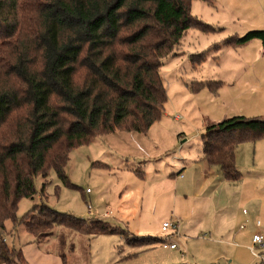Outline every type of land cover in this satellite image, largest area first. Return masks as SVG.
<instances>
[{
  "label": "trees",
  "instance_id": "obj_1",
  "mask_svg": "<svg viewBox=\"0 0 264 264\" xmlns=\"http://www.w3.org/2000/svg\"><path fill=\"white\" fill-rule=\"evenodd\" d=\"M194 1L214 2L0 0V264H18L24 257L22 249L6 243L8 221L36 238L51 237L54 228L63 227L81 235H118L141 251L162 241L45 203L21 218L17 213L23 199L38 194L37 178L43 179L45 195L52 171L65 186L78 188L66 173L73 150L118 131L146 135L163 119L168 102L161 75L164 59L176 52L190 29L223 30L194 16ZM255 40L264 45V30L230 36L192 55L191 64L197 69L211 51ZM221 86L194 81L188 89L217 93ZM260 139L264 117H229L206 126L202 157L225 181L237 184L243 179L236 161L239 146ZM94 165L109 168L102 162ZM61 257L67 264V256Z\"/></svg>",
  "mask_w": 264,
  "mask_h": 264
},
{
  "label": "rangeland",
  "instance_id": "obj_2",
  "mask_svg": "<svg viewBox=\"0 0 264 264\" xmlns=\"http://www.w3.org/2000/svg\"><path fill=\"white\" fill-rule=\"evenodd\" d=\"M192 14L223 30L204 33L190 29L176 52L164 59L161 75L168 94L164 113L169 118L154 124L146 135L118 131L73 150L66 173L78 188L65 186L52 171L45 195L41 194L43 179L37 178L38 194L34 200L23 199L17 213L21 218L34 205L45 203L62 213L101 219L132 235L162 241L141 251L118 235H81L63 227L54 228L51 237L36 238L8 221L6 243L24 254L18 264H63V254L67 264H264L250 250L256 223L260 221L264 227V139L239 146L236 161L243 179L237 184L214 178L213 172L217 174L219 169L209 171L201 141L208 124L226 119L232 106L245 97L255 98L264 59L256 71L244 72L236 87L224 90L223 79L233 84L225 78L237 72L231 63L241 55L233 51L224 55L227 49L211 51L197 69L190 61L192 55L250 31L235 34L239 23L231 22L233 16L264 26V0H214L212 5L194 1ZM194 81L221 82L222 86L217 93L208 88L193 93L188 85ZM252 111L246 109L249 115H240L250 117ZM96 162L109 168L94 165ZM256 180L261 184L258 187ZM173 220L180 223L178 233L164 232L163 223ZM165 240L176 243L178 249H164ZM133 253L137 255L127 258Z\"/></svg>",
  "mask_w": 264,
  "mask_h": 264
},
{
  "label": "crops",
  "instance_id": "obj_3",
  "mask_svg": "<svg viewBox=\"0 0 264 264\" xmlns=\"http://www.w3.org/2000/svg\"><path fill=\"white\" fill-rule=\"evenodd\" d=\"M234 21H235V23H239V26L235 29V34H236V32L240 34L242 31L252 30L253 28H264V26H255L253 21L252 22L245 21V19H243L242 17L240 18V17H237V16H233L232 19H231V22H234ZM220 24L226 25V24L223 23V21H221ZM257 24H259V22ZM224 49H227V50H224ZM224 49H222V50H224V55H226L228 53H231L229 51H233V52H236L237 54L241 55V59L240 60H235L234 62L231 63L232 64L231 69L232 70L233 69H237V72L232 71V72H235V73H232L233 75L231 74L232 78L231 77L230 78H225V79L229 80L231 83H233L232 85L227 84L225 82V80L223 79V81H224V82L222 81L224 83V86L222 87L223 90L227 86L236 87L235 84L241 82L240 78L242 77L244 72L248 74V73H250L251 69L253 70V72L256 71L255 67L257 65H259V62L264 59V45L262 44L261 41H258V40L252 41V42H250L247 45L242 46V47L224 48ZM261 65H262V68H263V72L260 75L261 79H258V81L260 82V86L256 89V94H253L255 96V98L254 99H250L249 97H245L243 102L238 103V104H234L232 106V108L226 113V117L225 118L236 116V115L239 116L240 114H245V115L248 116L249 114L244 112V110H246V109L254 110V111H252L254 113L250 112L252 114L251 116L259 115V116L264 117V62L261 63ZM234 75H236V77H234ZM241 95H245V94H241ZM238 97H240V95ZM238 99H240V98H238ZM165 117L169 118L168 115H164L163 119ZM255 159L257 160L256 152H255ZM236 160H237V155H236ZM208 168H209V171H211L212 168L210 166ZM238 168H239V166H238ZM206 170H207V168L205 169L204 173L207 176ZM180 172H182V171H179V173ZM213 174L215 175L214 178H216L218 180H220V178L221 179L223 178L221 173H220V171H218L217 174H215V172H213ZM211 175L212 174L210 173V176ZM180 177H183V176L180 175ZM256 181H257V185L256 186L257 187L260 186L261 184L259 183V180H256ZM218 210H219V208L217 210H214V213H216ZM179 228H180V223H179ZM242 229H245V227H242ZM258 232H261V233L264 234V227H263L262 223H261L260 227H257V225H256V230H255L254 234H256ZM254 234H253V236H254ZM252 239H253V237H252ZM177 249H174V250H177ZM135 251H137V250H135ZM230 262L234 263L235 259H232V261H230Z\"/></svg>",
  "mask_w": 264,
  "mask_h": 264
},
{
  "label": "built area",
  "instance_id": "obj_4",
  "mask_svg": "<svg viewBox=\"0 0 264 264\" xmlns=\"http://www.w3.org/2000/svg\"><path fill=\"white\" fill-rule=\"evenodd\" d=\"M177 222V223H176ZM257 227L261 226V222L258 221L256 223ZM179 229V223L178 220H174L171 222H164L162 226V230L164 232H173L175 234L178 233ZM163 248L164 249H177V245L174 243H168L167 240L163 241ZM250 250L252 254L258 258V259H264V234L261 232H258L254 234L253 239H252V245L250 246Z\"/></svg>",
  "mask_w": 264,
  "mask_h": 264
}]
</instances>
